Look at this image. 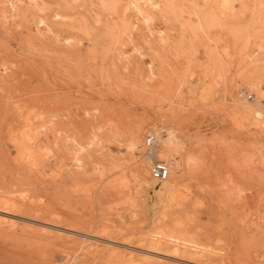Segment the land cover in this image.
<instances>
[{
  "label": "rangeland",
  "instance_id": "374dc122",
  "mask_svg": "<svg viewBox=\"0 0 264 264\" xmlns=\"http://www.w3.org/2000/svg\"><path fill=\"white\" fill-rule=\"evenodd\" d=\"M242 103L264 112V0H0V264H264ZM167 126L189 165L156 205L134 169Z\"/></svg>",
  "mask_w": 264,
  "mask_h": 264
},
{
  "label": "bare ground",
  "instance_id": "6f19581e",
  "mask_svg": "<svg viewBox=\"0 0 264 264\" xmlns=\"http://www.w3.org/2000/svg\"><path fill=\"white\" fill-rule=\"evenodd\" d=\"M149 4L151 7L157 6L156 2L155 3H149ZM220 42H222V41H220ZM238 111L246 114L249 118L252 117V118H255L256 120H260L264 123V112L263 111L259 112V110L251 109V106L248 104L242 103L241 106H238ZM164 132L165 133L163 135H161L159 133L160 136L158 135V137L154 133H151L156 138L157 147L152 151L151 154H145L144 153V156L149 159L150 165H151V160H153V158L167 162V164L169 165V170H170L169 171V177L164 181L153 179L150 175V167H149V171H148V166L146 164L147 161L145 163H142L141 165L136 166L134 169V179L139 181L140 185H142L146 189L150 190V194L152 193L151 195L153 197V204H156V205L162 204L165 199H170L173 197V195L178 190V188H177L178 183L176 182V180L179 179L178 174H180L182 171H184L183 169H184L185 165H189V163L181 162V160H179L177 157H175V155L178 153V151L183 148L182 146L184 144L182 139H180L176 135L175 129L173 127L167 126L165 128ZM158 141H159V143H158ZM139 147H140V145H139V134L135 133V134H133L132 140L129 143V148L134 152ZM183 159H184V156H183ZM173 174H177V177L173 178ZM149 179H152V180H149ZM110 244L114 245L112 243H110ZM121 244H123V243L121 242ZM110 247H112V246H110ZM123 247H125V246H123ZM198 249H200V248L198 247ZM131 253L132 252H130V255H131ZM198 253H200V252H198Z\"/></svg>",
  "mask_w": 264,
  "mask_h": 264
},
{
  "label": "built area",
  "instance_id": "2783aa9c",
  "mask_svg": "<svg viewBox=\"0 0 264 264\" xmlns=\"http://www.w3.org/2000/svg\"><path fill=\"white\" fill-rule=\"evenodd\" d=\"M249 99L252 98L248 95ZM157 147L156 138L154 135L149 134L144 139L145 154H151ZM169 165L163 160L153 158L150 165V175L153 179L164 181L169 177Z\"/></svg>",
  "mask_w": 264,
  "mask_h": 264
}]
</instances>
